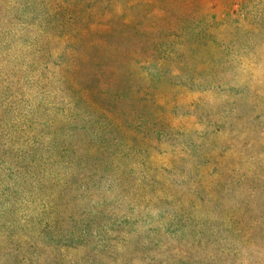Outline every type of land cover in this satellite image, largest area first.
Wrapping results in <instances>:
<instances>
[{
  "label": "trees",
  "instance_id": "trees-1",
  "mask_svg": "<svg viewBox=\"0 0 264 264\" xmlns=\"http://www.w3.org/2000/svg\"><path fill=\"white\" fill-rule=\"evenodd\" d=\"M118 1L0 0V264H264V183L182 182L183 161L161 175L155 159L185 136L171 121L182 88L233 97L222 58L189 55L211 31L126 21ZM256 120L240 133L264 155ZM220 138L196 156L226 179Z\"/></svg>",
  "mask_w": 264,
  "mask_h": 264
},
{
  "label": "rangeland",
  "instance_id": "rangeland-1",
  "mask_svg": "<svg viewBox=\"0 0 264 264\" xmlns=\"http://www.w3.org/2000/svg\"><path fill=\"white\" fill-rule=\"evenodd\" d=\"M109 9L124 11L126 21H133L135 15L145 13L147 19H167L174 26L182 27L184 24L188 28L195 24V28L204 27L205 31H211L212 42L189 55H196L200 68H206L214 58H222L231 69L227 81L230 85L229 94L233 97L223 94L218 107L217 104H209L211 95L198 92L197 86L192 91L181 89L184 95L178 101H173L177 114L172 116L171 121L183 129L185 136L175 148L170 147L155 156L157 166L163 167L159 174L168 175L164 168H171L176 161H183L179 167L188 177L182 182L193 183L199 180L205 185L264 183V155L260 154L259 149L246 148L240 133L243 126L245 131L251 128L248 120L257 119L256 123L259 124L264 120V104L263 108L257 109L253 95L256 89L264 91V0H120ZM217 42L222 43L221 46ZM202 96H206V99L201 104L199 98ZM192 101L197 102L194 112H190L187 107ZM31 102L33 104L32 99ZM207 114L209 118L215 114L220 116L219 131L215 127L206 126L202 119L208 118ZM237 118L243 119L245 123L242 125ZM230 125L238 136L236 140L229 137L227 129ZM262 127L264 129V125ZM217 137L227 140L221 145L228 152L225 168L231 172L226 179L220 177V170H216L207 159L196 156V151H209L210 146L205 143L216 141ZM260 188L264 191L262 184ZM238 192L250 200L252 191L248 185L239 187ZM225 195L232 203L230 205H233L235 199L229 198L230 192ZM255 196L252 200L258 205V213L261 214L264 196L261 193ZM5 210L0 202V227L5 219L2 215Z\"/></svg>",
  "mask_w": 264,
  "mask_h": 264
}]
</instances>
